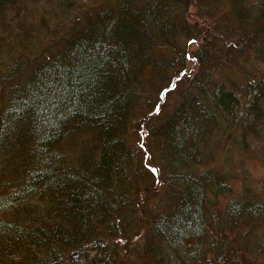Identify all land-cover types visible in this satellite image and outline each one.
Listing matches in <instances>:
<instances>
[{"label": "trees", "instance_id": "obj_1", "mask_svg": "<svg viewBox=\"0 0 264 264\" xmlns=\"http://www.w3.org/2000/svg\"><path fill=\"white\" fill-rule=\"evenodd\" d=\"M104 1L42 18L40 48L0 75V264H264V197L224 201L216 166L264 117V0Z\"/></svg>", "mask_w": 264, "mask_h": 264}, {"label": "rangeland", "instance_id": "obj_2", "mask_svg": "<svg viewBox=\"0 0 264 264\" xmlns=\"http://www.w3.org/2000/svg\"><path fill=\"white\" fill-rule=\"evenodd\" d=\"M103 2L105 1L3 0V3H5L7 7L4 10H0V75H4L8 71L12 61L18 60L23 53H33V50L40 48L36 36L38 33L40 35L46 33V31L39 26V21L42 18H46L48 15H54V17L51 18L47 17V21H49L52 27L57 26L63 21V17L67 13H71L70 8H72L73 12H78L79 9H87L93 6L98 7ZM198 13H200L198 9L194 6L192 8L190 7L188 14L190 23L193 24L195 20L201 22L200 19L202 18L198 16ZM22 27H24V30L21 31ZM32 31L33 33L30 34ZM199 43V40L197 42H192V44L188 46L189 52H195ZM24 59L25 57L22 61ZM186 66L189 76L194 75L199 67L198 62L191 55L187 56ZM172 99L173 97L167 99L164 105L167 102L169 106V104L172 103ZM143 124L142 121L136 123V129H134L136 133L133 132L132 137H128V143L131 147H134L135 150L144 151L145 154H148L150 134ZM242 132L239 139L240 141L241 138L246 140V143H248L247 149L243 150L239 148V141H224L223 150H221L223 159L218 157L216 160V166L220 171L227 173L226 177L232 186V192L225 196L224 201L239 197L244 192L264 197V117L259 123L254 124L253 127H245ZM95 142L96 138L93 134L81 136L78 143L79 149H81V145H84L85 148L90 150L95 149ZM76 148L73 150L72 154L79 156ZM145 163L148 169H150V173H153L155 177L156 186H160L161 180L159 179L160 177L158 176L156 166L153 163V158L148 156V159L145 158ZM3 177L5 176L0 170V180H2ZM38 207L44 208L43 206ZM36 211L37 215L43 216L42 209H37ZM7 216H9V214H7ZM28 251L30 250H27V252ZM29 253L32 255L27 256L28 253L20 254V252L15 251L12 253L9 250H5L2 255V260L8 264H27L28 261L26 259L31 260L33 257H42L46 254L44 249L31 250Z\"/></svg>", "mask_w": 264, "mask_h": 264}]
</instances>
